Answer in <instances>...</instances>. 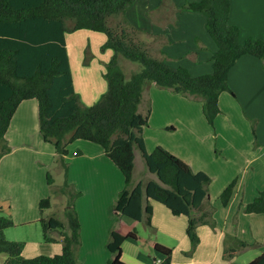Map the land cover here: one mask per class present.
Returning <instances> with one entry per match:
<instances>
[{"label":"crops","instance_id":"1","mask_svg":"<svg viewBox=\"0 0 264 264\" xmlns=\"http://www.w3.org/2000/svg\"><path fill=\"white\" fill-rule=\"evenodd\" d=\"M139 1L143 4L145 13L141 22L130 16L131 9ZM192 1L199 0H136L134 5L126 9V21L121 26L133 32L155 58L172 65L185 66L194 76L208 73L211 71L210 57L216 46L206 32L205 16L186 8V4ZM228 21L239 28L241 42L263 38L264 0H230ZM88 33L87 29L67 33L65 40L74 89L80 94L82 101L90 105L106 88L104 64L111 57L112 50L101 52L105 58L97 61L98 66L94 64L98 52L91 50L92 58L88 64H84L85 48L87 45L91 48V36L94 37V32ZM104 40L105 35L100 40V45ZM69 43L75 52L77 49L79 52L81 67L77 71L73 69ZM94 67L97 69L91 72ZM227 79L233 94L229 92L230 95L228 91L220 94L219 106L221 113L225 111V114H218L214 121L225 125L227 129L222 134L218 127L211 126L215 138L208 127V132L204 129L198 131L195 124H192L194 120H199L204 128L203 121L207 123L199 98L174 93L154 83L145 87L138 107L142 114H147L149 109L148 122L142 130L145 150L150 153L161 145L189 164L193 171H203L211 177L208 192L210 203L214 207L211 217L215 221V227H211L209 223L199 224L196 228L199 242L192 248L186 232L187 218L171 214L168 208L152 200L151 227L146 226L144 220L136 222L125 215L117 216L119 231L126 233L134 226L138 231L137 240H124L121 244V259L127 264H158L157 260L161 262L162 258L153 250L154 243L170 247L171 259L178 264H247L264 252V213L243 211L244 204L254 199L264 188L262 60L250 54L242 55L229 69ZM223 103L230 109L224 107ZM181 132H184L185 137L180 138L181 142H176L175 138L180 137ZM5 138L10 151L0 158V206L5 215H11L14 225L4 230V236L8 240L25 242L22 251L24 257L57 254L61 252V243L44 240L39 222V201L54 193L52 189L55 186L47 184V172L54 167L59 168L63 176L62 184L64 169L56 159L54 146L45 142L39 132L35 99H27L19 104ZM226 138L228 143L220 145L219 140L223 144ZM84 141L86 140L72 145L73 151L69 148L64 157L68 168V182L74 190L80 192L74 202L81 234L77 260L81 264H105L111 257L105 243L114 219L112 208L124 186V180L101 146ZM74 146L77 148L73 149ZM183 146H188L189 150H185ZM217 147L224 157L222 159L228 164L222 166L208 161V151ZM137 163L144 169V177L136 176ZM217 177L218 180L215 181ZM150 179H156V175L149 172L142 153L135 149L132 182L136 184ZM235 179L233 196L223 206L218 197ZM146 203L145 200L144 205ZM55 206L53 200L49 214L64 221L65 204L61 208L60 202L57 212L54 211ZM44 214L47 215L48 212L45 211ZM140 225L144 229H150L155 238H142L139 235ZM158 233H164L166 242L159 241ZM52 235L57 237L58 234L54 232ZM229 236L251 246L240 249L234 257L226 259L223 257L224 250L232 244ZM5 257V254L0 253V264Z\"/></svg>","mask_w":264,"mask_h":264},{"label":"trees","instance_id":"2","mask_svg":"<svg viewBox=\"0 0 264 264\" xmlns=\"http://www.w3.org/2000/svg\"><path fill=\"white\" fill-rule=\"evenodd\" d=\"M135 1L0 0V158L10 151L5 134L14 112L22 101L35 99L39 132L45 142L54 146L56 159L64 169L63 183L52 192L67 196L64 221L44 214L51 207L50 196L39 201L44 240L62 245L61 252L52 256L24 257L25 242L4 236V230L14 225L11 215L0 214V253L6 255L2 264H81L77 260L80 223L74 206L80 192L68 182L64 161L68 145L76 140L101 146L124 180L112 208L114 219L105 243L111 257L105 264H127L121 259V244L124 240L138 239L135 226L126 233L119 231L117 216L125 215L136 222L144 220L151 227L152 200L164 205L171 214L187 218L186 232L192 248L199 242L196 233L199 224L215 227L211 217L214 207L208 192L211 177L203 171H193L189 164L161 145L148 153L142 130L147 125L149 109L147 114H142L138 107L145 87L154 83L174 93L199 98L207 123L213 125L221 113L220 94L223 91L233 94L227 77L236 61L250 54L261 59L264 68V38L241 42L239 28L228 21L230 0L188 2L186 8L204 14L206 32L216 46L210 57L211 71L194 76L185 66L152 56L133 32L121 26L126 21V9ZM81 29L103 33L105 40L100 51L112 50L104 64L106 88L90 105L74 89L66 49V34ZM91 58L87 45L83 63L88 64ZM121 58L138 63L140 68L127 77L119 64ZM135 149L140 150L156 179L133 184ZM46 180L49 186L54 185L50 172ZM235 184L236 179L221 191L218 197L221 205L230 202ZM243 211L264 213V188L244 204ZM54 232L57 237L52 235ZM229 238L232 244L224 250L226 259L251 246L233 236ZM153 250L162 258L158 264H178L171 259L170 247L154 243ZM247 264H264V252Z\"/></svg>","mask_w":264,"mask_h":264},{"label":"rangeland","instance_id":"3","mask_svg":"<svg viewBox=\"0 0 264 264\" xmlns=\"http://www.w3.org/2000/svg\"><path fill=\"white\" fill-rule=\"evenodd\" d=\"M134 5V4H133ZM199 13H201V12H199ZM145 13H144V6H143V4L141 3V1H139V3L138 4H136L132 9H131V11H130V16L135 20V21H137V22H141V20H142V16L144 15ZM203 16H204V14L203 13H201ZM205 18V17H204ZM131 21V20H130ZM132 23L134 24V22L132 21ZM142 29V28H141ZM86 31V30H85ZM87 32V31H86ZM88 34H92V32L93 31H89L88 30ZM81 36V35H80ZM93 36L94 37H92L91 36V48L89 47V51H90V53H92L91 52V50L92 51H94L95 53H97L98 52V56L96 57V59H95V61H94V64L96 65V66H98V64H97V61L98 60H101L102 58H105V56L104 55H102V53H101V51H100V49H99V45H100V43H101V41L100 40H102L103 38H104V35H103V33H100V32H94L93 33ZM101 38V39H100ZM210 38V37H209ZM263 38H264V36H263ZM136 39L138 40L139 38H137L136 37ZM211 39V38H210ZM212 40V39H211ZM213 41V40H212ZM244 42V41H243ZM146 49H148L147 47H146ZM69 50H70V53H71V59H72V65H73V69L75 70V71H77L80 67H81V63H80V61H79V52H78V49H77V52H75V50L73 49V47L71 46V44L69 43ZM150 53L152 54V52L150 51ZM81 55H82V52H81ZM153 55V54H152ZM155 57V56H154ZM261 60V59H260ZM119 64H120V66H121V68L123 69V71H124V73H126V75H130L132 72H134V71H136V70H138L139 68H140V65L138 64V63H136V62H132V61H130V60H127V59H125V58H121L120 60H119ZM93 69H97V67H94V68H92L91 69V72H93L94 70ZM229 93V92H228ZM230 94V93H229ZM231 95V94H230ZM223 106L224 107H226L227 109H230L229 108V106L228 105H226L225 106V104L223 103ZM227 114H228V112H226ZM223 114H225V111L223 112ZM222 113H220V115H218V116H222L223 115ZM201 116V115H200ZM202 118V117H201ZM219 118H221V117H219ZM203 120V119H202ZM217 119H215V121H216ZM204 123V128H203V126H201L202 124H201V122H199V120H194V123L192 122V124H195L194 126L196 127V130H198V131H202L203 129L205 130V131H207L208 132V130L210 129L211 130V133H212V137L213 138H215L214 137V130H213V128L211 127V126H215L216 128L218 127V131L219 132H221L222 134H224L223 132L227 129L226 128V126L225 125H223V124H219L218 122H214V124L213 125H208V123H206L205 121H203ZM222 123V122H221ZM209 129H208V128ZM185 128V127H184ZM188 128H190L191 130H192V128H191V126H189ZM168 132H170L169 130H168ZM216 133V132H215ZM183 137H185V134H184V132H181V134H180V137H177L176 136V138H175V141L176 142H181L180 141V138H183ZM82 141V140H81ZM81 141H74V142H72V143H70L69 145H68V151H69V148H70V150H71V146L72 145H74L76 142H81ZM175 141L173 140V143H175ZM188 142H189V140H187ZM84 142H88V141H84ZM90 143V142H89ZM228 143V139L226 138V139H224L223 140V144H222V140H219V144L220 145H225V144H227ZM184 148H185V150H189V147L188 146H183ZM73 149H76L77 147L76 146H74V147H72ZM71 151H73V150H71ZM80 151V150H79ZM222 154H221V151H220V149L217 147V148H213L212 150H210V152L208 151V161H214L215 163H217L218 165H222V166H224L225 164H228L227 162H225L222 158H224V157H222L221 156ZM215 159H217V160H215ZM222 161H221V160ZM58 164V163H57ZM50 173L52 174V176H53V178H54V186H55V188H54V190H56L57 188H60L59 186H61V181H62V173L60 172V169L59 168H56V167H54V169H51L50 170ZM146 173H144V169H142V166L139 164V163H137V168H136V176L137 177H144V175H145ZM68 180H69V178H68ZM218 180V177L215 179V181H217ZM216 183V182H215ZM55 196V197H54ZM46 197H48V196H46ZM57 198V199H56ZM59 198H63V200H61L60 201V199ZM50 200H51V207L50 208H48L47 210H46V212H48V215H50L49 214V211L52 209V202H53V200L55 201V204H56V206H55V208H54V211L55 212H57V210H58V206H59V204H60V202H61V208H62V206L65 204V201L67 200V196L66 195H64V194H61V193H58V192H55L54 191V193H52L51 194V196H50ZM164 206V205H163ZM0 214L1 215H5V213L3 212V210L2 211H0ZM139 235L142 237V238H144L145 240H148L150 237H154V235H153V233L150 231V229H144L143 228V226L142 225H140L139 226ZM155 238V237H154ZM165 235H164V233H158V239H159V241H163V242H166V240H165ZM170 242H173V240H170ZM143 246L145 247L146 246V244H145V242L143 243ZM109 253V252H108ZM110 254V253H109ZM110 256H111V254H110Z\"/></svg>","mask_w":264,"mask_h":264},{"label":"built area","instance_id":"4","mask_svg":"<svg viewBox=\"0 0 264 264\" xmlns=\"http://www.w3.org/2000/svg\"><path fill=\"white\" fill-rule=\"evenodd\" d=\"M160 260H157V262L159 263Z\"/></svg>","mask_w":264,"mask_h":264}]
</instances>
